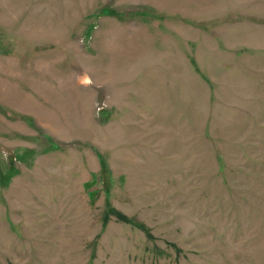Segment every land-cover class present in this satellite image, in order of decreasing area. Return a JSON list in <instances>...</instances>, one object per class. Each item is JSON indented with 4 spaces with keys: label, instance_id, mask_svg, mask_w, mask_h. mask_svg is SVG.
I'll list each match as a JSON object with an SVG mask.
<instances>
[{
    "label": "rangeland",
    "instance_id": "1",
    "mask_svg": "<svg viewBox=\"0 0 264 264\" xmlns=\"http://www.w3.org/2000/svg\"><path fill=\"white\" fill-rule=\"evenodd\" d=\"M0 264H264V0H0Z\"/></svg>",
    "mask_w": 264,
    "mask_h": 264
}]
</instances>
